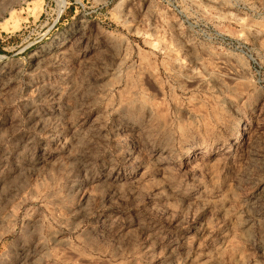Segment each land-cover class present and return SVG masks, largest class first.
I'll return each instance as SVG.
<instances>
[{
    "label": "rangeland",
    "instance_id": "374dc122",
    "mask_svg": "<svg viewBox=\"0 0 264 264\" xmlns=\"http://www.w3.org/2000/svg\"><path fill=\"white\" fill-rule=\"evenodd\" d=\"M0 264H264V0H0Z\"/></svg>",
    "mask_w": 264,
    "mask_h": 264
}]
</instances>
